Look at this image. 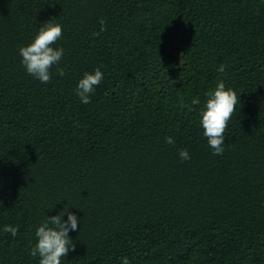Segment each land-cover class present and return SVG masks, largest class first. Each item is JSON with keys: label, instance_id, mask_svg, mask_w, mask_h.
Returning <instances> with one entry per match:
<instances>
[{"label": "trees", "instance_id": "16d2710c", "mask_svg": "<svg viewBox=\"0 0 264 264\" xmlns=\"http://www.w3.org/2000/svg\"><path fill=\"white\" fill-rule=\"evenodd\" d=\"M53 17L65 74L44 84L19 48ZM218 80L240 102L213 155L192 101ZM64 208L61 264H264V0H0V264H39Z\"/></svg>", "mask_w": 264, "mask_h": 264}, {"label": "clouds", "instance_id": "9594fccd", "mask_svg": "<svg viewBox=\"0 0 264 264\" xmlns=\"http://www.w3.org/2000/svg\"><path fill=\"white\" fill-rule=\"evenodd\" d=\"M100 31H106V21L100 18ZM100 33H94L99 35ZM62 37V26L55 22V17L47 22H42L39 29L31 41L26 46L19 48L21 63L26 72L38 79L41 83H50L52 78L51 69L57 66V72L63 76L64 69L58 67L63 59L64 49L53 47ZM225 65L221 64L217 71L224 72ZM104 74L96 68L92 72H84L83 77L78 81L76 94L81 103H90V96L94 94L96 87L103 81ZM205 101L201 105L200 100L194 99L193 105H199L198 116L200 125L203 128V135L207 138V143L213 151V155H222L225 148L224 133L233 113L236 110L238 97L232 88H226L222 80H218L214 89L205 93ZM182 107H189L181 103ZM191 110V108H189ZM168 144H174L171 136L166 137ZM181 160H189L190 155L187 149L179 150ZM67 212V219H63ZM79 218L68 211V208L54 216H47L36 231V243L31 248V256L38 257L39 264H61V258H65L69 251H75V244L69 236L70 231H77ZM19 226L5 225L3 231L10 233L13 237L18 234ZM122 264H131L127 257L122 258Z\"/></svg>", "mask_w": 264, "mask_h": 264}]
</instances>
